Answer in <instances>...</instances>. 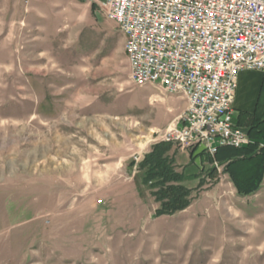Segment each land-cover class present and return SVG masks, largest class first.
<instances>
[{
  "label": "rangeland",
  "instance_id": "obj_1",
  "mask_svg": "<svg viewBox=\"0 0 264 264\" xmlns=\"http://www.w3.org/2000/svg\"><path fill=\"white\" fill-rule=\"evenodd\" d=\"M91 2L0 0L5 264H264L263 179L239 193L215 156L184 175L186 209L154 216L137 163L171 142L187 102L132 81L121 32ZM254 107L264 116V87Z\"/></svg>",
  "mask_w": 264,
  "mask_h": 264
},
{
  "label": "built area",
  "instance_id": "obj_2",
  "mask_svg": "<svg viewBox=\"0 0 264 264\" xmlns=\"http://www.w3.org/2000/svg\"><path fill=\"white\" fill-rule=\"evenodd\" d=\"M100 7L126 37L132 81H154L186 99L166 141L199 146L211 157L228 146L255 144L264 152V141L248 136L233 108L241 71L264 80V0H103Z\"/></svg>",
  "mask_w": 264,
  "mask_h": 264
},
{
  "label": "trees",
  "instance_id": "obj_3",
  "mask_svg": "<svg viewBox=\"0 0 264 264\" xmlns=\"http://www.w3.org/2000/svg\"><path fill=\"white\" fill-rule=\"evenodd\" d=\"M263 81L261 87H264ZM250 115L252 117L247 130L248 136L255 142L264 141V116L257 115L256 110ZM172 147L171 142H157L137 163V169L142 171L141 181L150 187V193L157 203L154 210L155 217L182 211L192 201V190L182 183L184 174L176 170L174 161L169 155ZM221 148L235 151L234 155L230 154L234 158L228 161L225 171L229 173L237 191L243 194L256 191L264 175V152L257 150L255 144L241 148L219 147L215 154L216 160H219L218 153ZM129 164L133 165L134 161ZM252 175L254 179L251 180Z\"/></svg>",
  "mask_w": 264,
  "mask_h": 264
},
{
  "label": "crops",
  "instance_id": "obj_4",
  "mask_svg": "<svg viewBox=\"0 0 264 264\" xmlns=\"http://www.w3.org/2000/svg\"><path fill=\"white\" fill-rule=\"evenodd\" d=\"M79 4H87L90 0H76ZM103 0H94L95 6L100 7V3ZM90 3V5H91ZM101 8V7H100ZM262 75L260 72L255 70H245L241 71L238 76L237 89L235 92V97L233 100V108L236 111V121L238 125L248 130L251 122V113L255 111V105L258 103V96L262 90ZM234 150H226L221 148L218 153L219 162H228L234 157ZM169 155L173 158L174 164L177 170L181 171L184 175H189V173H199L204 170L205 165L211 163L209 156L204 153L201 147L197 146L195 148H176L174 145L169 152ZM242 155L239 156L241 158ZM192 169L194 171H192ZM264 182V175H263ZM263 183H260V186ZM11 254L10 248L5 246V243L0 244V264H5L8 262V258Z\"/></svg>",
  "mask_w": 264,
  "mask_h": 264
},
{
  "label": "bare ground",
  "instance_id": "obj_5",
  "mask_svg": "<svg viewBox=\"0 0 264 264\" xmlns=\"http://www.w3.org/2000/svg\"><path fill=\"white\" fill-rule=\"evenodd\" d=\"M122 35V34H121ZM123 36V35H122ZM124 39V44H126V37L123 36ZM124 53H125V49H124ZM145 84H156L154 81H145ZM160 86V85H159ZM161 87V86H160Z\"/></svg>",
  "mask_w": 264,
  "mask_h": 264
}]
</instances>
